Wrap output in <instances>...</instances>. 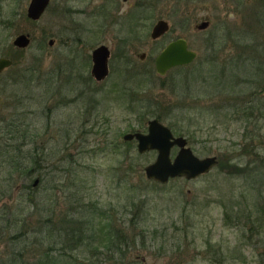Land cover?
<instances>
[{"label": "rangeland", "instance_id": "1", "mask_svg": "<svg viewBox=\"0 0 264 264\" xmlns=\"http://www.w3.org/2000/svg\"><path fill=\"white\" fill-rule=\"evenodd\" d=\"M30 1L0 0V58L13 61L0 79V264H264V116L224 123L211 96L255 94L256 107L264 100V45L251 57L255 70L244 58L233 61L239 42L253 49L264 43L259 20L243 13L231 19L229 0H52L33 22L22 15ZM247 9L255 14L256 8ZM10 12L18 15L9 28ZM205 16L209 30L196 31ZM133 19L137 40L128 31ZM161 19L171 30L153 41ZM247 22L253 27L244 33ZM21 33L31 36L24 50L13 45ZM119 37L132 39L122 51L128 60L114 57L121 54ZM179 38L198 59L160 77L155 60ZM102 44L112 52L110 76L86 82L91 52ZM142 53L145 61L138 58ZM223 66L236 78L228 70L224 75ZM125 67L133 74H121ZM27 68L37 70L30 82ZM249 69L261 77L244 82ZM203 77L209 94L200 93ZM131 93L135 102L128 100ZM57 98L74 101L48 112ZM156 103L176 136L191 135L197 156H217L224 167L165 185L148 180L145 168L157 152L139 154L136 141L123 137L147 132L153 118L142 121L140 114ZM234 165L246 171L239 175L228 168ZM110 222L130 244L116 236L112 244L102 237V244Z\"/></svg>", "mask_w": 264, "mask_h": 264}, {"label": "water", "instance_id": "2", "mask_svg": "<svg viewBox=\"0 0 264 264\" xmlns=\"http://www.w3.org/2000/svg\"><path fill=\"white\" fill-rule=\"evenodd\" d=\"M51 0H31L27 9L29 20L36 22L42 18ZM208 22H203L195 26V30H205L209 27ZM170 30V24L165 20H158L151 33L153 40L164 36ZM52 44V43H51ZM14 45L20 49H25L30 45L28 35L16 37ZM111 52L107 46H100L92 53V75L98 81H104L109 75V58ZM140 59L144 60L146 54H140ZM197 53L190 50L188 43L184 39H179L170 43L157 57L155 69L159 76H166L167 73L177 66H187L195 61ZM12 66V61L6 58L0 59V76L4 70ZM125 141H137V150L140 154L157 151L158 155L152 164L145 168L148 180L165 185L172 179L185 177L188 180L195 179L200 175L208 173L218 164L216 157L201 159L197 157L192 149L186 148L187 140L183 137H175L169 127L158 119L148 122V133H129L124 136ZM180 150L174 159L171 158L173 148ZM37 179L34 186L38 185Z\"/></svg>", "mask_w": 264, "mask_h": 264}, {"label": "flooded vegetation", "instance_id": "3", "mask_svg": "<svg viewBox=\"0 0 264 264\" xmlns=\"http://www.w3.org/2000/svg\"><path fill=\"white\" fill-rule=\"evenodd\" d=\"M52 1V0H51ZM124 1H128V0H124ZM229 2L232 4V7L235 9V13L232 15V16H230V18L231 19H235L236 18V13H238V14H241V13H243V14H245L247 17H249V18H253V19H257V20H259V24H260V27L262 28V30H263V38H264V0H229ZM182 3H184L183 5H185V3H187V4H191V3H193L192 2V0H185V2L184 1H179L177 4H179V5H182ZM51 4V3H50ZM149 5L152 7V5H151V3H149ZM150 7V8H151ZM247 7L251 10V9H253V8H256L255 9V14L254 13H252V12H250L248 9H247ZM49 8V7H48ZM28 9V8H27ZM242 11V12H241ZM177 13V12H176ZM176 13H174V14H176ZM17 13H15V12H10L9 14H8V16L5 18V19H8V24H7V26L10 28V27H13V26H15V24H11V22L10 21H12V20H15L16 21V18H17ZM22 15H23V17L26 19V20H28V17H27V11H26V13H22ZM105 15L106 16H108L109 17V13H107V12H105ZM208 17V18H207ZM187 18H188V16H187ZM119 19V18H118ZM134 20L135 19H133L132 20V23H133V27H134V25H135V23H134ZM161 20H164V19H161ZM165 21H167V20H165ZM169 22V21H168ZM203 22H208L210 25H209V27L207 28V29H205V30H202V31H199V30H196V31H199V32H205V31H208L209 30V28H210V26H211V21H210V17L209 16H205V17H203V18H201V21H200V24L201 23H203ZM200 24H196V26H198V25H200ZM253 27V25L252 26H250V28H252ZM250 28H249V23L247 22V28L245 29V27L242 29L243 31H244V33L245 32H250ZM137 27L135 26V28H131V29H128V31L131 33V34H134V36H133V39L134 40H137V34H138V32H137ZM124 30V29H123ZM122 30V31H123ZM170 30H171V25H170ZM169 30V31H170ZM152 33V32H151ZM168 33V32H167ZM166 33V34H167ZM24 33H21V34H18L16 37H18V36H20V35H23ZM165 34V35H166ZM24 35H28L29 36V38H30V44H31V36L29 35V34H24ZM164 35V36H165ZM139 36V35H138ZM164 36H162L161 38H163ZM251 36H253L252 34H251ZM16 37H15V39H16ZM150 37H151V35H150ZM161 38H159V39H157V40H153L152 39V37H151V39L153 40V41H158V40H160ZM15 39H14V41H15ZM179 39H184V38H179ZM179 39H177V40H179ZM131 38H123V37H119L118 38V43H119V47L121 48L120 49V52H121V54L120 55H118V56H116L115 54H114V57L116 58V59H126V60H128V58H127V54H125V55H123L122 54V51L123 50H126L127 49V47H129V44H130V42H131ZM177 40H175V41H177ZM184 40H186V39H184ZM14 41H13V45H14ZM187 41V40H186ZM216 41V40H215ZM172 42H174V41H171L170 43H172ZM52 43V44H51ZM54 43H55V41L53 40V39H51L50 41H49V46H53L54 45ZM169 43V44H170ZM188 43V42H187ZM168 44V45H169ZM241 44H242V42H239L238 43V45H240V47H239V49H238V53H237V55L233 58V61H238V60H240V59H246V62H247V64H249L250 65V67L251 66H253V69L255 70V67H254V64L253 63H251V57H253V58H256V57H259L260 55H259V52H258V49H259V47H261V46H263L264 45V43L262 44V45H260V46H255L254 47V49L252 48V47H250V46H246V47H241ZM104 44H102V45H99L98 47H100V46H103ZM167 45V46H168ZM30 46V45H29ZM28 46V47H29ZM104 46H107V45H104ZM166 46V47H167ZM14 47L15 48H17V49H20V48H18V47H16L15 45H14ZM27 47V48H28ZM98 47H96L95 49H97ZM108 47V46H107ZM165 47V48H166ZM188 47H189V44H188ZM109 48V47H108ZM164 48V49H165ZM26 49V48H25ZM95 49H93L92 50V52H91V55H90V57H91V72H90V74H91V76H88V78H84V80L87 82V81H89V80H92V78L97 82V83H103V82H105L108 78H109V76H110V73H111V70H110V61H111V57H112V52H111V49H110V52H111V55H110V58H109V75H108V77L104 80V81H98L97 79H95L94 77H93V75H92V68H93V61H92V53H93V51L95 50ZM163 49V50H164ZM190 49V48H189ZM20 50H24V49H20ZM162 50V51H163ZM191 50V49H190ZM193 51V50H192ZM195 52V51H194ZM253 52H256L257 54H253ZM197 53V52H196ZM142 54H146V53H142ZM161 54V53H160ZM159 54V55H160ZM158 55V56H159ZM140 56V55H139ZM138 56V58L140 59V57ZM0 59H2V58H0ZM7 59V58H6ZM147 59V54H146V58L144 59V60H142V61H145ZM157 59V58H156ZM198 59V53H197V57H196V60ZM10 60V59H9ZM141 60V59H140ZM196 60L192 63V64H190V65H187V66H177V67H174L171 71H169L167 74H169L170 72H172L174 69H186V68H189L190 66H192L195 62H196ZM12 61V60H11ZM155 62H156V60H155ZM262 62H263V60H262ZM12 65H13V61H12ZM259 68V66H256V68ZM10 68V67H9ZM9 68H7V69H9ZM6 69V70H7ZM134 68H130V67H125V68H123L122 70H121V74L122 73H127V74H133V72H132V70H133ZM6 70H4V71H6ZM229 71V73L230 74H227V75H231V76H233L234 78H236V74H235V72H234V70L233 69H229L228 67H226V66H223L222 67V73L225 75V71ZM231 70H232V73H231ZM261 70H262V72H263V68H262V66H261ZM4 71L2 72V74H1V76H0V79L2 78V76H3V73H4ZM36 69L35 68H33V69H30V68H27L26 70H24V73L27 75V77L25 78V80L26 81H28V82H30V79H31V77L32 76H34L35 74H36ZM61 73V72H60ZM81 76V75H80ZM259 77H261V74H260V72H259V74L257 75V74H255L254 73V71L252 72V70L251 69H249V76L247 77V79L246 78H244V82H247V83H252V80L253 79H257V78H259ZM52 79V78H51ZM50 79V80H51ZM55 80V79H54ZM204 80V81H203ZM262 80V79H261ZM263 81V80H262ZM48 80H46V83H40V85H43V84H48ZM201 83H202V85H201V92L200 93H202V92H205L206 94H209V93H207L206 92V90H207V88H208V83H209V80L208 79H205L204 77L201 79ZM63 85H68V86H71V90H76L75 88H74V84L73 83H68V84H63ZM221 85H223V84H221ZM59 86H61V85H59ZM59 86H57L56 88H54V90L55 89H57ZM233 86V85H232ZM233 88V87H232ZM223 89H225V87L223 86ZM262 90H264V89H262ZM261 90V92H263ZM124 91H125V89H123V93H122V96L124 95ZM89 92H90V90H87V92H85V91H83L82 93H81V95H83L84 93L86 94V93H88L89 94ZM68 93H70L69 91H68ZM226 93L227 92H223V93H221V92H216V93H211L212 95L211 96H213V95H216V98H214V103H215V107L214 108H212V109H214L215 111H213L214 113H216L215 114V116L216 117H218V118H220V120H222L224 123H226V122H228V121H233V119L234 118H236V119H238V116H240L241 117V115H242V117H241V120H245V121H248V120H250V119H246L245 118V115H250L251 114V110H252V105H254L253 103H252V97L251 96H254L253 94H249V96H247V95H244L243 97H241V95L240 94H238L237 96L235 95V92H233V94H230V95H228V96H225V97H223L222 95H226ZM128 96V95H127ZM134 96V93H131L130 94V98L128 99V100H130V102H135V99H133L132 97ZM210 96V97H211ZM123 98V97H122ZM186 98V96L185 95H183V96H180V101H182V102H184V99ZM201 99V98H200ZM200 99L199 100H197V109L199 110V111H201L202 112V110H200V108H199V106H198V103H199V101H200ZM74 101V99L72 98V99H70V100H65L64 98H57V100H56V104H54V105H51V106H49V108H48V112L49 111H51V110H54V108L55 107H57L58 105H61V104H65V103H67V104H71L72 102ZM141 101V100H140ZM143 101V100H142ZM263 103H264V100H262V102L261 103H259V107H261L262 108V116L261 117H263ZM1 108V107H0ZM148 108H150V107H148ZM187 108V107H186ZM132 111H134V109H132ZM255 116H259V112L258 113H256V115ZM238 120H240V119H238ZM26 139H28L27 137H26ZM188 139V138H187ZM32 141V140H31ZM190 141H189V139H188V145L190 146ZM41 151V149L40 148H36V151ZM209 157V156H208ZM217 157V156H216ZM38 158H41L40 156H38ZM218 158V157H217ZM42 159V158H41ZM218 160H219V158H218ZM219 162H220V160H219ZM219 165V164H218ZM37 180V179H36ZM36 180H35V182H36ZM39 180V182H38V184L40 183V179H38ZM34 182V183H35ZM38 186V185H37Z\"/></svg>", "mask_w": 264, "mask_h": 264}, {"label": "trees", "instance_id": "4", "mask_svg": "<svg viewBox=\"0 0 264 264\" xmlns=\"http://www.w3.org/2000/svg\"><path fill=\"white\" fill-rule=\"evenodd\" d=\"M151 6L149 5V7L148 8H150ZM28 21H29V19H28ZM131 25L133 26V23H132V21H131ZM135 26V25H134ZM174 93V92H173ZM175 94V93H174ZM175 97H178V95H176L175 94ZM141 102H142V100H141ZM253 102H255V101H252V103ZM177 103H182V101H180V98H179V102L177 101ZM157 105V108L156 109H153V107H152V105H150L149 107L150 108H147V110L145 111V112H143V113H141L140 114V120H142V121H145V120H147V119H149V118H157V119H159V120H161V121H163L164 122V120H165V116L163 115V112L161 111L162 109L160 108V106L158 105V103H156ZM253 107H252V110H251V114L250 115H245V118L246 119H250V118H252V117H255V115H256V113H258L259 112V116L261 117L262 116V108L261 107H256V105H252ZM159 108V109H158ZM161 109V110H160ZM193 109V108H192ZM171 110V109H170ZM170 110H169V113L167 114V115H170ZM184 111L185 112H187V108H184ZM166 115V116H167ZM263 116H264V103H263ZM241 117H242V115H241ZM241 117L240 116H238V119H241ZM259 117V118H260ZM262 118V117H261ZM170 127H171V129L173 130V131H175V127H173V126H171L170 125ZM183 133H181V134H179V135H182ZM183 136V135H182ZM22 136H19V138H21ZM191 137V135H189V136H187V138L189 139ZM189 141H190V139H189ZM16 151L17 152H20L21 151V145H18L17 146V148H16ZM13 152V148H12V150H10L8 153H12ZM228 161H230V160H228ZM224 165H225V163H222V162H220V167H224ZM228 168H230V169H236L237 171H239V175L240 174H242V171H246V167H243V168H241V167H239V166H228ZM229 170V169H228ZM108 221H110V220H108ZM112 223L110 222V228L108 229V230H104V234H105V236H101V238L102 237H105V239L108 241V240H110V244H112L113 242H116V240L113 238V236H116V238L119 240V242H121V243H123L124 245H127V244H130V242H128L127 241V239H126V237H124V236H122L123 235V233L122 232H120L119 230H114L113 228H112ZM105 227V226H104ZM67 232V235H70L71 233L73 234V231H71V232H68V231H66ZM62 235L63 234H60V236L59 237H62ZM102 244H104L106 241L102 238ZM101 242H100V244H101ZM108 247H109V245H108ZM72 261H77V263L76 264H97V263H95V262H92V260L90 259V261L89 262H87V260H85V262H80L79 260H75V259H73Z\"/></svg>", "mask_w": 264, "mask_h": 264}]
</instances>
